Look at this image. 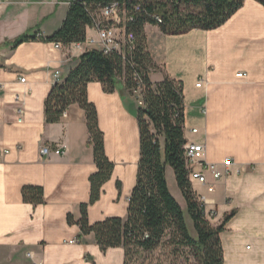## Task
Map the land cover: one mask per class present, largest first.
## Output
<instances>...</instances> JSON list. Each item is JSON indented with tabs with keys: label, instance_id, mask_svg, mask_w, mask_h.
Masks as SVG:
<instances>
[{
	"label": "crops",
	"instance_id": "1",
	"mask_svg": "<svg viewBox=\"0 0 264 264\" xmlns=\"http://www.w3.org/2000/svg\"><path fill=\"white\" fill-rule=\"evenodd\" d=\"M71 1L0 0V150H7L0 155V264L124 260L122 247L102 251L93 233L80 235L77 225L67 223V214L78 219L79 205L89 201V176L97 169L83 109L71 104L55 123H47L44 115L55 73L62 81L84 50L97 47L87 41H97L96 29L87 28L81 50L74 44L56 49L54 42L42 40L11 45L28 31L54 33ZM144 32L157 66L149 74L151 81L168 75L182 84L186 140L204 143L205 161L220 170L224 159L232 161L230 172L217 181L207 173L212 192L192 183L206 198V217L213 225L233 211L219 234L223 264H264V6L244 0L210 30L166 34L145 24ZM87 97L96 107L105 153L114 164L100 198L88 207V220L124 218L140 156L138 106L122 81L110 93L99 82H90ZM192 128L198 132L191 133ZM42 146L64 152L43 156ZM168 167L169 191L182 207L184 198ZM25 185L41 186L44 202H24Z\"/></svg>",
	"mask_w": 264,
	"mask_h": 264
},
{
	"label": "trees",
	"instance_id": "2",
	"mask_svg": "<svg viewBox=\"0 0 264 264\" xmlns=\"http://www.w3.org/2000/svg\"><path fill=\"white\" fill-rule=\"evenodd\" d=\"M112 1L121 3L126 11L125 32L133 34L132 41L122 40L119 48L108 53L98 48L84 50L65 78L54 82L44 102L47 123L58 122L71 104L83 109L88 143L97 168L89 176V201L79 205L78 219L68 213L67 223L77 225L80 235L93 233L102 251L122 247V264H144L139 261L144 252L164 246L174 255L191 253L197 264H223L219 234L233 211L218 225L206 217L204 204L198 200L188 178L184 157L187 140L182 84L168 75L158 82L151 81L149 74L157 66L147 49L144 25H155L166 34L185 33L194 28L210 30L222 25L244 0H72L54 33L44 36L28 31L16 37L11 45L31 40L62 45L84 42L87 28L94 26L95 13ZM256 1L264 6V0ZM128 15L132 20H128ZM119 81L131 96L139 84L142 87L144 106H138L137 114L140 156L136 182L124 218L110 216L90 223L88 207L100 198L102 185L110 178L114 164L105 153L104 135L98 125L96 107L88 100L87 85L99 82L110 93ZM166 166L174 172L194 234L188 228L182 207L169 191ZM117 188L120 190V182ZM21 194L26 203L44 202L41 186L25 185Z\"/></svg>",
	"mask_w": 264,
	"mask_h": 264
},
{
	"label": "built area",
	"instance_id": "3",
	"mask_svg": "<svg viewBox=\"0 0 264 264\" xmlns=\"http://www.w3.org/2000/svg\"><path fill=\"white\" fill-rule=\"evenodd\" d=\"M135 9H138V6H135ZM127 14L124 10L121 3L118 1H112L109 4L103 6L97 13L94 15V28L97 32V41L87 40L91 44L96 42V48L101 49L104 53L110 52L112 49L119 48L120 42L127 40L129 42L133 39V34L131 32H125L124 23L126 22ZM157 21H160L156 17ZM128 20H132V16L128 15ZM39 35V34H38ZM86 41V39H85ZM84 41V42H85ZM84 42L74 43L75 47L79 50L83 49ZM56 49H61L63 45L60 42H54ZM244 73H238V76H243ZM59 73H55V78L58 80ZM25 78L21 77L20 81H24ZM201 81L196 85L200 86ZM142 87L139 84L133 90V98L137 106H144L143 96H142ZM18 121H21L23 115V109L19 107L17 109ZM191 133H197V128H192ZM40 154L43 156H48L50 153L62 154L61 148L51 149L49 146H42L39 150ZM7 153V150H0V155ZM184 157L186 162V167L188 169V178L193 182H198L202 185H205L207 191L212 192L214 190V184H209L207 180V173L211 176L214 181L221 179L230 172V165L232 164L231 159L226 158L222 162L223 169H218L217 165L210 164L205 161V145L202 142H189L187 141L184 147ZM197 198L204 204L207 203L206 198L197 194ZM213 212H209V217H213Z\"/></svg>",
	"mask_w": 264,
	"mask_h": 264
},
{
	"label": "rangeland",
	"instance_id": "4",
	"mask_svg": "<svg viewBox=\"0 0 264 264\" xmlns=\"http://www.w3.org/2000/svg\"><path fill=\"white\" fill-rule=\"evenodd\" d=\"M168 168L171 170V167ZM182 209L184 211L188 228L191 233L194 234L192 222L188 216L185 202H182ZM139 261H142L144 264H197L191 253L184 252L179 255H174L171 253V249L167 246L158 247L151 252H144Z\"/></svg>",
	"mask_w": 264,
	"mask_h": 264
}]
</instances>
